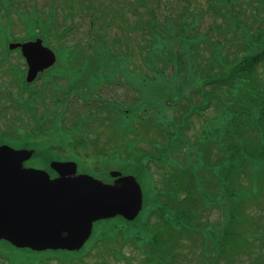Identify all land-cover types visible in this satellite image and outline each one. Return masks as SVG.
I'll return each mask as SVG.
<instances>
[{
    "label": "trees",
    "instance_id": "16d2710c",
    "mask_svg": "<svg viewBox=\"0 0 264 264\" xmlns=\"http://www.w3.org/2000/svg\"><path fill=\"white\" fill-rule=\"evenodd\" d=\"M5 1L1 0L3 4ZM55 1L49 7L46 18L43 10H36L33 6L25 9L22 20L28 31L27 37L16 40L0 38V70L3 73L23 80L24 62L21 64L23 67H19L10 57L13 52H17V56L23 59L18 50L10 51L7 48L9 41L23 42L36 36L46 38L49 32L60 39V33L68 31L67 18L76 15L74 18L77 19L80 12L86 13L90 2L86 0L87 5L82 8L81 0H62L60 5ZM171 1L165 0L166 8L171 5ZM225 8L229 9V5H225ZM218 14L226 18L229 16L228 10ZM2 25L3 21L0 20V33ZM199 25L194 15V29ZM157 27L152 25L151 28L155 30ZM60 28L63 30L59 33L57 31ZM152 30L151 45L154 46L153 43L158 42L155 39L157 32ZM261 30L251 37L247 55L239 56L235 62L232 61L218 72L214 70L208 77L202 70L199 72L197 84H202L197 85V91L201 102L193 105L195 109L181 123L168 125L169 138L166 143H156V147H153L156 152L136 150V154L122 161L119 169L123 173L136 175L143 185V213L133 222L121 218L99 222L102 225L99 238L94 239L87 254L96 249L120 256L122 245L129 243L141 255L138 264H243L244 260H251L254 248L264 238L263 233L255 231V226L258 230L264 229L260 227L262 222L257 223L263 213L259 216L249 212L252 203L256 206L261 204L257 187L260 182H264V89L256 87V69L264 63V29ZM200 38L205 41L204 37L194 34V44ZM218 54L214 53L212 57L221 66ZM61 61L63 59L59 57L56 66L46 71L55 72L49 79L50 83L59 80L64 83L84 81L96 72L92 68L82 70L75 66L56 72L55 68L58 65L60 69ZM112 65L109 63V67ZM20 84L23 88L29 86L24 82ZM225 88L228 91L223 92ZM226 94L230 98L220 111V116L211 121L214 126L206 124L201 128V134L191 140L188 134L193 116H200L199 112L214 106L218 100L222 104L226 98L223 95ZM11 108L14 109L13 106ZM131 114V109L124 113L128 123L132 122ZM12 125L15 127V122ZM12 135H18L16 140L22 142L23 147H32L25 137L22 139L19 131L13 130ZM3 141L0 139V143ZM57 156L60 155L39 153L36 158L41 160L42 167L47 168L48 163ZM259 160L262 163L255 169ZM151 163L156 169L164 170L161 180L154 179ZM214 212L219 215L216 221L211 217ZM116 238L124 241L118 249L114 248L115 245L108 246L105 243H115ZM258 261L259 255L256 253L252 263L259 264Z\"/></svg>",
    "mask_w": 264,
    "mask_h": 264
},
{
    "label": "rangeland",
    "instance_id": "374dc122",
    "mask_svg": "<svg viewBox=\"0 0 264 264\" xmlns=\"http://www.w3.org/2000/svg\"><path fill=\"white\" fill-rule=\"evenodd\" d=\"M64 1V0H63ZM81 7H85L88 1L81 0ZM133 2H136L132 0ZM223 7H213L212 0H172L171 5L168 8L169 17L164 24L160 27L159 31L155 35L156 41L159 42L158 46H152L150 52L145 53V49L140 52V47H145L146 44L152 42L150 31L146 32V28L142 29L141 22L137 21L138 16L134 15L131 11L127 10V7L131 4L128 0H90L86 13L80 12L79 17L75 19L67 18L68 31L61 32V38L56 39V35L49 32L46 39L41 36L43 43L48 48L55 50L58 57H62L60 69L58 65L55 68L56 71H63L68 66L80 65L83 68H92L94 71H99L98 74L102 77L116 76L115 70L118 72V80H127L133 85L138 84V76L133 77L130 75L131 70L134 73H145V83H140V100L137 102L141 107L144 104L145 111L144 117H130L134 122V130L130 133L131 137L135 138L134 143L127 151L134 154L136 150L143 148L144 150L155 151L153 147H156L158 141L162 142V139L166 136V126L172 124L173 120H183L192 110H194V103H198L200 99L194 90L197 85V76L199 72L204 68L207 58L210 56L212 50L218 48L217 43L220 44L221 55L224 56V60L230 62L233 60L234 55L240 49L244 51L247 45L244 47V39H250L256 31L264 29V9L260 8L258 0H229L231 6L229 16L226 18L219 13H226L225 5L228 4V0H221ZM13 2V3H12ZM52 0H33V3L39 7V11H44V17H47L49 7L53 6ZM56 4L62 2V0H56ZM132 2V3H133ZM150 11L147 14V20L149 23L160 24L163 20V11L160 6L156 5L154 1L149 0ZM12 7H7L3 13V6L0 8V20L3 21L2 33L0 38H12L24 36L28 31L25 29V24L22 21L25 8L31 9V0H11ZM15 5V6H14ZM22 11V12H21ZM91 12L92 17H98L97 19H89ZM139 14H142L143 9L138 8ZM186 13V15L184 14ZM156 14L155 18L152 15ZM194 15L197 18L199 27L194 29ZM61 16V14H60ZM235 17V18H234ZM146 21V16L144 17ZM60 21L62 19L59 17ZM141 19V16H140ZM214 21V30L217 41L212 37L209 27ZM94 21L93 24H91ZM139 22L140 25H135ZM236 22V24H233ZM91 24V25H90ZM185 24L191 27L185 26ZM239 27L237 33L234 31V27ZM37 32V30H35ZM210 32L208 35V41H203L202 38L197 40V46L200 47V57H197L196 70L194 68V34L201 36L204 32ZM95 33L100 35L102 46L109 49L110 56H99L96 52L91 53L89 51V61L87 64H82L76 60L78 52L82 49H94L95 42L98 38H95ZM202 37H206L203 35ZM48 39V40H47ZM94 41L90 44L84 42ZM217 42V43H216ZM1 44V40H0ZM101 47V46H100ZM98 47V49H100ZM64 48V50H60ZM64 54H63V53ZM71 58V62H67L63 56ZM140 56L146 57V62L143 63ZM12 61L17 63L19 67H22L23 61L17 56L15 52L11 54ZM107 58V59H105ZM82 59V58H81ZM105 59L104 62H99ZM119 61L118 64L116 61ZM84 60V59H82ZM123 62H121V61ZM109 63H113L109 67ZM207 64V62H206ZM213 64V62H212ZM214 65V64H213ZM100 66H108L109 68H101L96 70L95 68ZM196 73H195V72ZM219 71V70H218ZM256 79L264 85V68L260 65L257 66ZM0 81H2L3 94H0V139L1 140H18V135H12L13 130H19L20 126L27 121V129L32 124L33 120L27 117V114L20 116L21 107L16 99V88L12 76L9 73H3L0 70ZM40 83V82H39ZM106 87V86H104ZM111 87V86H109ZM116 87L119 102L134 100V97H139V93L129 87L132 94L127 90L125 86ZM144 88V90L142 89ZM110 90H106V92ZM194 99V103L192 102ZM13 106L14 109L11 107ZM218 115V111L214 108L210 109L200 117L207 119V125L214 126L213 123L208 120H214ZM23 120V121H22ZM13 122L16 126L13 127ZM205 122L197 117H194L191 130L189 131V138L195 140V136L201 133L202 126ZM119 145L123 144V135L125 131L120 126ZM6 133V134H5ZM15 137V139H12ZM16 140V141H17ZM14 141V142H16ZM126 142V138H124ZM145 142V143H143ZM153 144L152 145L148 144ZM165 140L162 143H166ZM140 147V148H139ZM96 160H106V168H101L98 171L105 173L112 169H118L122 161L128 159V153L120 152L116 155L107 154H95L90 155ZM78 159H86L83 155ZM29 166H36L35 161L28 163ZM89 167L88 164H85ZM151 169L155 172L154 179L161 180L163 178L162 173L164 170H158L155 165L151 163ZM166 168V165L164 166ZM82 171V170H78ZM121 171V170H119ZM122 172V171H121ZM162 181L158 183L160 187ZM259 201L261 204L256 206L252 203L249 212L254 215L263 213L264 218V182H260L258 187ZM258 205V204H257ZM214 221L218 220V213L214 212L211 216ZM257 219V218H256ZM262 224L260 227H264V219L259 218ZM255 220V219H254ZM213 222V220H212ZM258 223V222H257ZM261 230V229H260ZM259 230V231H260ZM261 231H264L261 230ZM261 243L255 247V252L250 259L253 261L256 257V253L264 259V244L261 248ZM117 246H115L116 248ZM0 252L7 253L9 256L10 264H27L25 260L31 257V253L20 251L8 245L7 243L0 241ZM127 256H130L131 263H125L124 261H115L113 258L105 255L101 250L94 251L88 256L75 258L71 264H138L139 257L135 252L127 250ZM126 254V253H125ZM107 261V262H106ZM243 264L249 262L248 259L244 260ZM0 264H6L0 260ZM42 264H56L55 258Z\"/></svg>",
    "mask_w": 264,
    "mask_h": 264
},
{
    "label": "water",
    "instance_id": "95a60500",
    "mask_svg": "<svg viewBox=\"0 0 264 264\" xmlns=\"http://www.w3.org/2000/svg\"><path fill=\"white\" fill-rule=\"evenodd\" d=\"M9 47L20 48L28 82L55 62V54L40 39ZM31 155L0 147L1 240L22 249L74 250L87 240L94 221L118 215L133 220L142 209L143 191L133 176L112 172L116 179L105 184L88 175L75 176L72 162H52L59 177L51 179L46 171L22 167Z\"/></svg>",
    "mask_w": 264,
    "mask_h": 264
},
{
    "label": "flooded vegetation",
    "instance_id": "af4514ba",
    "mask_svg": "<svg viewBox=\"0 0 264 264\" xmlns=\"http://www.w3.org/2000/svg\"><path fill=\"white\" fill-rule=\"evenodd\" d=\"M67 83V82H66ZM67 90H68V99H72L74 101H78L79 105L81 104V101L83 100L82 96L85 94L86 88L84 87L83 82H68L67 83ZM91 90H94V88H91ZM77 91V92H76ZM77 96H78V100H77ZM94 103L96 106H98L99 102H97V95L94 94ZM111 99H114L113 96H111ZM113 101V100H112ZM80 111V109H78ZM98 126L99 129H92L91 132H98L99 134L103 135L104 137L108 138L109 136L111 137V135L114 132V129L117 127V120L114 119V117H99V119L97 120V122L95 124H92V128H95V126ZM79 127V126H77ZM108 128H110V130H108ZM76 132H80V134L82 132H84L82 129H77L75 130ZM82 136L86 137L85 134H81ZM70 143L75 144L76 141L72 140ZM55 150L57 152L60 153H66L69 151H73L74 149H68V147H63V146H55ZM74 146H71V148H73ZM105 147V146H102ZM107 147V146H106ZM112 152H115V150L113 149Z\"/></svg>",
    "mask_w": 264,
    "mask_h": 264
}]
</instances>
